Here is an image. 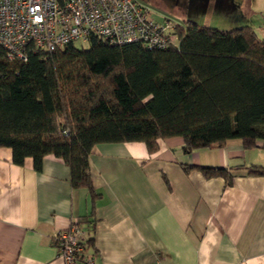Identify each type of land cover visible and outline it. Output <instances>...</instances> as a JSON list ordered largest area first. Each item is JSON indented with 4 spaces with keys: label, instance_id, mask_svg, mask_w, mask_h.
I'll return each mask as SVG.
<instances>
[{
    "label": "trees",
    "instance_id": "trees-1",
    "mask_svg": "<svg viewBox=\"0 0 264 264\" xmlns=\"http://www.w3.org/2000/svg\"><path fill=\"white\" fill-rule=\"evenodd\" d=\"M175 30L178 45L164 50L91 39L85 49L31 50L19 62L0 47V149L11 151L16 166L30 159L35 172L46 156L61 160L71 188L95 199L89 155L99 144L142 143L150 155L171 138L182 139L185 155L234 139L245 150L258 147L264 38L248 26L221 31L185 21ZM192 169L232 185L228 169ZM246 172L264 178V167ZM92 243L82 241L76 262Z\"/></svg>",
    "mask_w": 264,
    "mask_h": 264
},
{
    "label": "crops",
    "instance_id": "crops-1",
    "mask_svg": "<svg viewBox=\"0 0 264 264\" xmlns=\"http://www.w3.org/2000/svg\"><path fill=\"white\" fill-rule=\"evenodd\" d=\"M139 1L169 13L167 19L191 3ZM240 6L217 12L243 15ZM187 12L175 16L194 22ZM182 147L181 138L160 140L151 155L142 143L94 146L95 199L71 188L61 160L46 156L35 172L30 159L16 166L11 151L0 149V264H64L54 238L73 220L82 241L93 240L76 264H264V178L246 172L264 167V142L245 150L234 139L188 155ZM188 166L228 169L232 185Z\"/></svg>",
    "mask_w": 264,
    "mask_h": 264
},
{
    "label": "built area",
    "instance_id": "built-area-1",
    "mask_svg": "<svg viewBox=\"0 0 264 264\" xmlns=\"http://www.w3.org/2000/svg\"><path fill=\"white\" fill-rule=\"evenodd\" d=\"M176 24L154 20L139 0H0V47L10 61L26 62L31 50L52 53L91 39L164 50L178 45ZM54 243L64 264H76L82 243L78 222L57 233Z\"/></svg>",
    "mask_w": 264,
    "mask_h": 264
},
{
    "label": "rangeland",
    "instance_id": "rangeland-1",
    "mask_svg": "<svg viewBox=\"0 0 264 264\" xmlns=\"http://www.w3.org/2000/svg\"><path fill=\"white\" fill-rule=\"evenodd\" d=\"M189 2H191L189 6V11L191 12L190 16H187V18L189 17L188 19L190 20L193 19L198 25L215 28L221 31H230L239 27H250L255 25L256 32L254 33L257 38H264V0H219L217 2L216 0H189ZM240 4V10H243V15L230 13L229 17H226V12H217L219 9H222L223 12V8H229L228 11H231L234 7L238 8ZM164 5L171 7L170 3L167 1L164 2ZM152 7L151 10L154 20H162L164 15L169 14L163 12L160 8ZM184 12L185 8L180 7L178 10H175L172 16L169 15V17L173 19L172 21L182 25L186 21L184 20L183 22L182 20L185 19V15H187L186 12ZM181 14L183 15L182 20L175 16ZM221 15L223 16L220 17ZM75 46L77 48H87L86 44L81 43H76Z\"/></svg>",
    "mask_w": 264,
    "mask_h": 264
}]
</instances>
